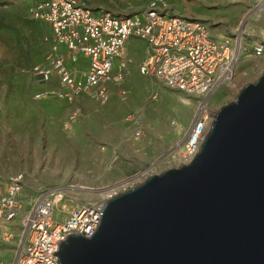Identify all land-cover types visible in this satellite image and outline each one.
I'll use <instances>...</instances> for the list:
<instances>
[{"label":"rangeland","instance_id":"1","mask_svg":"<svg viewBox=\"0 0 264 264\" xmlns=\"http://www.w3.org/2000/svg\"><path fill=\"white\" fill-rule=\"evenodd\" d=\"M87 1L93 9L120 16H142L149 4V0ZM259 1L165 0L159 6L170 16L204 21L215 37L232 38L234 45L240 37L233 83L219 87L208 99L214 115L223 105L235 101L245 84L255 82L263 73L264 53L258 57L254 52L256 45L264 47V4L256 7ZM34 2L0 0V177L24 174L25 208L42 189L68 184L72 185L68 200L60 203L67 216L79 203H104L109 186L115 182L136 173L146 171L151 175L180 165L179 154L199 99L142 74L139 58L125 57L128 63L123 78L106 103H92L85 97L73 101L70 112L79 108L81 114L69 128L47 116L8 104L18 90L35 96L31 87L38 83L29 70L44 62L48 54L43 37L50 30L31 16ZM22 74H29L31 80L27 76L25 81L18 80ZM136 114L141 116L138 138V127L131 120ZM169 126L173 142L164 145ZM116 143L121 147L114 150ZM153 143L151 156L136 153ZM12 246L14 242L5 245L8 253L2 247V264L13 260Z\"/></svg>","mask_w":264,"mask_h":264},{"label":"built area","instance_id":"2","mask_svg":"<svg viewBox=\"0 0 264 264\" xmlns=\"http://www.w3.org/2000/svg\"><path fill=\"white\" fill-rule=\"evenodd\" d=\"M164 3L149 0L142 16H120L93 9L87 0H35L30 13L49 27L43 37L49 50L45 61L29 72L38 84L54 78L59 83L58 88L37 91L36 99L57 96L73 102L89 96L95 103L104 104L127 68L126 40H145L149 51L140 72L199 99L179 154L182 164L199 151L215 117L208 99L219 87L233 83L239 55L232 38L215 37L202 20L163 13L159 6ZM254 52L261 57L264 47L256 45ZM80 114L79 108L72 110L64 126L69 128ZM131 120L138 127V138L141 116L132 115ZM148 176L144 171L115 182L103 202ZM24 185L23 173L0 177V264L2 247L5 253V245L13 242L10 264H60L58 255H53L59 250L58 244L71 234L93 235L104 203H79L64 216L60 203L68 200L72 185L63 184L42 189L25 208Z\"/></svg>","mask_w":264,"mask_h":264},{"label":"water","instance_id":"3","mask_svg":"<svg viewBox=\"0 0 264 264\" xmlns=\"http://www.w3.org/2000/svg\"><path fill=\"white\" fill-rule=\"evenodd\" d=\"M60 264H264V70L215 114L188 162L107 199Z\"/></svg>","mask_w":264,"mask_h":264},{"label":"crops","instance_id":"4","mask_svg":"<svg viewBox=\"0 0 264 264\" xmlns=\"http://www.w3.org/2000/svg\"><path fill=\"white\" fill-rule=\"evenodd\" d=\"M148 51H149L148 44L145 40H140L137 37H129L125 43L124 57L131 56V58H133V57L139 58L138 60H141V62L139 64V67H140L142 62L145 60V58L148 54ZM81 58L83 61L85 60V58L83 56ZM26 76L29 78V80H31L30 79L31 76L29 74L28 75L27 74L26 75L25 74L19 75L18 80L25 81ZM58 86H59L58 80L56 78H54L49 83L37 84L36 86L34 85L31 88H32L33 92H37V91H39L41 89H45V88H58ZM115 89H116V86L114 85L113 89H112L111 96L114 93ZM84 97L87 98L92 103H95L94 100L91 99L89 96H83L81 98H84ZM179 101H181V103H184L183 101H185V100H184V98L180 97ZM8 104L10 106L23 107L26 110H29L30 112H32L33 114H38L41 116L42 115L47 116L49 119H52L55 122L62 123V125H64L66 122L65 119H67L66 117L70 113L73 102H70L66 99L58 98L57 96H49V97L42 98V99H36L34 97L32 98L31 94H29L23 90L22 91L18 90L16 92V95L14 97L10 98V100L8 101ZM169 127H170L169 128L170 134H169L168 138H165L163 140L164 145L165 144L168 145V144H171L173 142L172 126H169ZM114 146H116V147H114V150H116V148H119V146L121 147V145L118 143L114 144ZM154 147H155V143H153L152 146H149L148 148H144L143 150H140V152H136V153L144 154L145 156H151L154 152V149H153ZM99 152H100L99 148L97 147L95 150V153L98 154ZM133 160H135V159L133 158Z\"/></svg>","mask_w":264,"mask_h":264},{"label":"bare ground","instance_id":"5","mask_svg":"<svg viewBox=\"0 0 264 264\" xmlns=\"http://www.w3.org/2000/svg\"><path fill=\"white\" fill-rule=\"evenodd\" d=\"M263 4H264V0H260L259 2H258V4H257V6L256 7H260V6H263ZM249 17V15L247 16V18ZM239 41H240V37L238 38V41H237V49L239 50L240 49V44H239ZM230 85L232 84V83H229ZM190 101V100H189ZM188 102V101H187ZM191 102V101H190ZM190 102H188V103H190ZM177 146H180V143H177ZM175 153V152H174ZM123 182V181H122ZM78 188H86L87 189V187H83V186H78ZM92 189V188H91ZM93 191V190H92ZM8 252H10V251H6V253H8Z\"/></svg>","mask_w":264,"mask_h":264}]
</instances>
